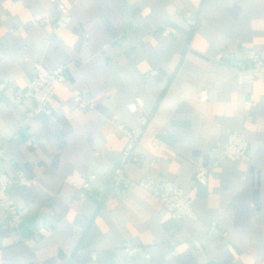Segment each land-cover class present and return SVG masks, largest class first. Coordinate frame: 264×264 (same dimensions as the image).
I'll list each match as a JSON object with an SVG mask.
<instances>
[{"label": "crops", "instance_id": "crops-1", "mask_svg": "<svg viewBox=\"0 0 264 264\" xmlns=\"http://www.w3.org/2000/svg\"><path fill=\"white\" fill-rule=\"evenodd\" d=\"M58 1L69 16L51 0H0V168L35 179L8 188L22 221L10 227L0 209V264H264V79L243 60L245 49L264 59V0ZM34 62L68 65L50 113L24 123L33 101L15 92ZM76 89L92 109L77 105ZM136 98L150 119L131 179L152 171L185 184L218 161L186 190L193 216H171L135 185L107 206L97 199ZM233 130L248 141L245 159L222 157ZM91 173L93 192L80 198L72 183Z\"/></svg>", "mask_w": 264, "mask_h": 264}, {"label": "built area", "instance_id": "built-area-1", "mask_svg": "<svg viewBox=\"0 0 264 264\" xmlns=\"http://www.w3.org/2000/svg\"><path fill=\"white\" fill-rule=\"evenodd\" d=\"M56 3L61 17L69 16V8L61 1L51 0ZM167 31V30H165ZM25 47V46H24ZM243 60L249 65L252 74L256 78L264 79V59L262 56L252 49H245ZM68 64L57 66L50 72L41 69L39 62L33 63V74L30 78L28 87L22 92H15L16 98H31L33 105L27 109L24 114L23 122L27 123L37 114L44 112L50 113L51 104L54 97L55 85L64 79V70ZM155 70H151L154 73ZM73 95L77 105L80 108L92 109L94 103L82 96L79 89L73 90ZM200 100L207 98L204 90L198 93ZM131 112H138L137 120L131 127L119 124V127L126 134V142L121 151V156L117 166L110 173L103 191L97 197L102 205H108L115 200L121 192L128 186L135 185L149 193L161 206L165 207L175 218L193 216V209L186 198V190L193 182L206 184L209 176L218 166V161L209 164H198L195 168L193 176L185 184H177L164 176L157 175L152 171H148L137 179H131L127 174L129 164L141 165L145 161V156L136 151V145L139 137L145 132L150 113L143 110V102L140 98H136L127 104ZM248 141L241 130H233L229 132L225 146L223 148L222 157L232 160H240L247 158ZM4 158V149L0 147V159ZM97 178V174L91 173L85 175L80 181L72 183L78 197H86L92 194L94 186L93 182ZM17 182L24 186H31L35 183V179L28 177L22 170H17L14 174H9L0 168V209L2 210L6 223L17 229L22 221V214L15 203L9 196L8 188L11 184ZM124 250L134 255L138 248L135 246H125ZM76 252H88L85 248H79ZM93 259L96 254L89 251ZM37 264H47L38 262Z\"/></svg>", "mask_w": 264, "mask_h": 264}]
</instances>
